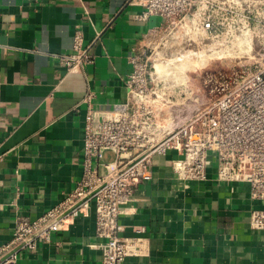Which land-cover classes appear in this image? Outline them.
<instances>
[{"label":"crops","instance_id":"obj_1","mask_svg":"<svg viewBox=\"0 0 264 264\" xmlns=\"http://www.w3.org/2000/svg\"><path fill=\"white\" fill-rule=\"evenodd\" d=\"M143 12L131 0H0V251L17 221L42 216L80 179L87 97L100 112L130 101L129 58L163 29ZM77 31L93 58L79 73L59 59L74 54ZM177 159L175 151L157 158L152 179L123 206L120 237L147 243L124 264H264V231L251 224L264 201L246 184L219 182L215 165L207 180L181 182ZM101 243L92 211L16 264H102Z\"/></svg>","mask_w":264,"mask_h":264},{"label":"built area","instance_id":"obj_2","mask_svg":"<svg viewBox=\"0 0 264 264\" xmlns=\"http://www.w3.org/2000/svg\"><path fill=\"white\" fill-rule=\"evenodd\" d=\"M131 1L144 8L143 20L159 17L163 29L181 25L191 41L203 37L228 47L249 38L255 65L217 80L210 105L178 129L167 130L158 125L151 106L155 73L148 45L130 56V101L100 112L87 97L80 179L42 216L17 221L12 240L0 251V260L11 252L3 264H16L21 252L33 250L39 241L50 243L53 235L92 211L102 241V264H124L139 256L147 248L146 240L121 238L119 219L135 187L152 179L155 160L169 151L180 155L172 161V171L181 182L205 181L207 168L215 165L219 182L246 184L252 199L264 201V0ZM254 46L259 48L255 54ZM73 47L74 54L60 56V62L70 72H83L93 58L82 32L75 33ZM107 154L112 155L108 162ZM3 206L0 200V212ZM251 224L264 231V212H254Z\"/></svg>","mask_w":264,"mask_h":264},{"label":"rangeland","instance_id":"obj_3","mask_svg":"<svg viewBox=\"0 0 264 264\" xmlns=\"http://www.w3.org/2000/svg\"><path fill=\"white\" fill-rule=\"evenodd\" d=\"M242 39L228 47L203 37L191 41L181 25L165 27L149 38L151 65L161 67V72L154 75V103L151 105L159 126L178 129L190 116L210 105L217 80L255 65L256 60L250 57L251 44L238 46ZM242 46L249 49H240ZM258 49L254 46L253 54ZM200 60L204 66L199 65ZM152 72L155 73L154 68Z\"/></svg>","mask_w":264,"mask_h":264},{"label":"bare ground","instance_id":"obj_4","mask_svg":"<svg viewBox=\"0 0 264 264\" xmlns=\"http://www.w3.org/2000/svg\"><path fill=\"white\" fill-rule=\"evenodd\" d=\"M247 42H249L250 43V40L249 39H242L240 42H239V44H238V46H241V45H243V44H245V43H247ZM251 44V43H250ZM250 47H252V46H250ZM244 48H246V49H249L248 48V46H242V48L240 47V49H244ZM224 56V55H223ZM238 57V56H237ZM250 57H252V55H250ZM211 58H212V56H211ZM238 58H240V57H238ZM202 60V59H201ZM199 61L200 63H199V65H203V64H201V63H203L202 61L204 60H202V61ZM205 64H206V59H205ZM207 62H208V60H207ZM197 63V62H196ZM204 64V65H205ZM203 65V66H204ZM197 67H200V66H197ZM154 68H155V74H156V72H158V73H160L161 72V67H160V65H158L157 67L154 65ZM194 68H195V66H194ZM157 70V71H156ZM197 70V69H196Z\"/></svg>","mask_w":264,"mask_h":264}]
</instances>
